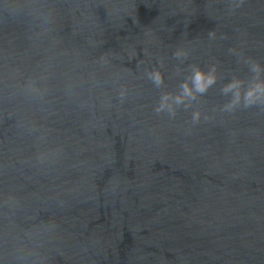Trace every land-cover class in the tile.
<instances>
[{"label": "water", "instance_id": "1", "mask_svg": "<svg viewBox=\"0 0 264 264\" xmlns=\"http://www.w3.org/2000/svg\"><path fill=\"white\" fill-rule=\"evenodd\" d=\"M236 3L0 0V264H264V106L221 93L264 68V0ZM193 66L215 85L157 114Z\"/></svg>", "mask_w": 264, "mask_h": 264}, {"label": "clouds", "instance_id": "2", "mask_svg": "<svg viewBox=\"0 0 264 264\" xmlns=\"http://www.w3.org/2000/svg\"><path fill=\"white\" fill-rule=\"evenodd\" d=\"M244 0H239L236 3V7L241 6ZM214 33L209 32V37L212 38ZM187 53L178 50L174 53L177 59L181 57L186 58ZM250 71L253 73L252 78L244 82L240 79H233L221 89V93L224 96H230L227 103L223 105V111L233 112L241 105L244 108L253 106H264V68H261L259 64H250ZM215 67H211L207 72L200 69L198 66H193L192 72L189 78L180 84V91L176 94L163 93L160 96L159 102L154 111L157 114L167 112L170 117H175L176 110L183 106L185 109L191 107L192 102L196 101L199 96H202L208 92V90L215 85L217 77L215 75ZM147 78L157 88L164 85V78L159 70H151L146 72ZM121 98L125 95V90H122ZM201 113L194 111L192 113V122L194 124L199 123Z\"/></svg>", "mask_w": 264, "mask_h": 264}]
</instances>
